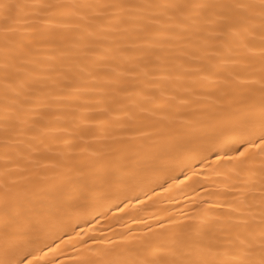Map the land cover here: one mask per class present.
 <instances>
[{
    "label": "snow or ice",
    "instance_id": "6c2138e0",
    "mask_svg": "<svg viewBox=\"0 0 264 264\" xmlns=\"http://www.w3.org/2000/svg\"><path fill=\"white\" fill-rule=\"evenodd\" d=\"M0 96L6 142L69 111L86 123L119 114L178 125L112 172L0 195V264H57L49 253L60 245L42 240L193 149L215 156L231 199L218 196L195 224L110 241L81 264H264V0H0Z\"/></svg>",
    "mask_w": 264,
    "mask_h": 264
},
{
    "label": "bare ground",
    "instance_id": "6f19581e",
    "mask_svg": "<svg viewBox=\"0 0 264 264\" xmlns=\"http://www.w3.org/2000/svg\"><path fill=\"white\" fill-rule=\"evenodd\" d=\"M178 111L183 113L185 109ZM114 116H91L93 122L86 123L79 114L69 111L61 113L49 130L41 125L36 131L12 133L16 139L7 142L0 131V195L32 192L67 177L83 182L93 170L112 172L125 157L143 158L160 130L178 127L158 117L145 116L143 123L133 124L117 121ZM144 132L151 136H143ZM17 143L20 148L15 146ZM202 155L205 154L193 149L178 161L152 170L147 178L116 185L115 195L97 203L89 214L72 218L66 236L57 232L41 243L51 248L60 245L58 252L49 253L50 257H58L57 264H81L82 259L110 241L139 237L149 229L158 231L161 225L165 231H172L176 230L174 226L195 224L194 218L204 209L216 207L218 196L231 199V192L225 187L231 181L213 171L215 156L202 161ZM80 172L85 173L83 178L77 177Z\"/></svg>",
    "mask_w": 264,
    "mask_h": 264
}]
</instances>
